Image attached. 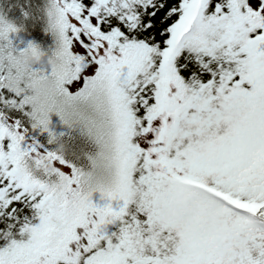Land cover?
<instances>
[{
    "label": "snow or ice",
    "instance_id": "obj_1",
    "mask_svg": "<svg viewBox=\"0 0 264 264\" xmlns=\"http://www.w3.org/2000/svg\"><path fill=\"white\" fill-rule=\"evenodd\" d=\"M4 3L0 264H264V0H31L29 72Z\"/></svg>",
    "mask_w": 264,
    "mask_h": 264
},
{
    "label": "trees",
    "instance_id": "obj_2",
    "mask_svg": "<svg viewBox=\"0 0 264 264\" xmlns=\"http://www.w3.org/2000/svg\"><path fill=\"white\" fill-rule=\"evenodd\" d=\"M21 7L32 13L28 20H25L20 14ZM3 12L5 18L18 28V31L9 33L8 39L11 42L10 55L25 51L29 48L27 45L32 43L34 46H38L45 54L44 59L40 63L34 64L32 69L39 67L50 68L47 58L50 57L49 53L54 46V40L50 33L44 31L45 18L42 12L39 14L35 13L31 0H8V3L3 4ZM52 123L56 131L63 130L58 118L53 117ZM41 142L43 143L44 141ZM93 202L101 206L104 203L98 193L93 194Z\"/></svg>",
    "mask_w": 264,
    "mask_h": 264
},
{
    "label": "clouds",
    "instance_id": "obj_3",
    "mask_svg": "<svg viewBox=\"0 0 264 264\" xmlns=\"http://www.w3.org/2000/svg\"><path fill=\"white\" fill-rule=\"evenodd\" d=\"M45 54L39 49L38 46H32L23 52L11 55L12 63L15 68L21 72H29L32 70L34 64L40 63L44 59ZM47 62L50 67L55 68V60L52 57L47 58ZM38 89L40 91H47L49 93L55 92L54 84L51 79L45 80L43 83L38 84ZM59 148H63V145L58 143ZM43 163V157H32V159H37ZM49 171H51V166L49 165Z\"/></svg>",
    "mask_w": 264,
    "mask_h": 264
},
{
    "label": "rangeland",
    "instance_id": "obj_4",
    "mask_svg": "<svg viewBox=\"0 0 264 264\" xmlns=\"http://www.w3.org/2000/svg\"><path fill=\"white\" fill-rule=\"evenodd\" d=\"M37 159H39V158H37ZM45 162L43 161V163H41L42 165L44 164Z\"/></svg>",
    "mask_w": 264,
    "mask_h": 264
}]
</instances>
